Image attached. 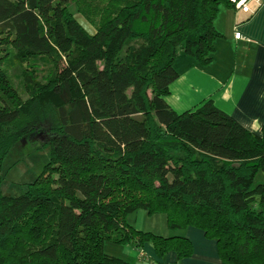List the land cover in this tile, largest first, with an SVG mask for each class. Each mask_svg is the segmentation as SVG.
Wrapping results in <instances>:
<instances>
[{
  "label": "trees",
  "instance_id": "16d2710c",
  "mask_svg": "<svg viewBox=\"0 0 264 264\" xmlns=\"http://www.w3.org/2000/svg\"><path fill=\"white\" fill-rule=\"evenodd\" d=\"M90 1L0 0V264H133L107 242L193 255L184 236L135 229L138 211L164 215L173 232L202 230L222 264H264V181L254 186L264 124L256 134L212 100L182 113L166 100L179 53L209 66L220 10L235 5ZM34 132L50 162L23 194L5 195L3 163Z\"/></svg>",
  "mask_w": 264,
  "mask_h": 264
},
{
  "label": "crops",
  "instance_id": "0c3cea01",
  "mask_svg": "<svg viewBox=\"0 0 264 264\" xmlns=\"http://www.w3.org/2000/svg\"><path fill=\"white\" fill-rule=\"evenodd\" d=\"M215 27L223 37L215 42L213 62L203 67L185 54L187 57H178L179 78L166 100L179 113L212 100L243 127L260 134L264 124V0L254 13L222 7ZM236 30L242 33L240 40L235 38ZM129 223L139 231L163 237L184 236L191 241L194 253L182 260L175 253L160 258L151 243L141 250L110 243L105 246L107 254L133 264H222L216 242L200 229L173 232L164 215L150 216L145 211L130 215Z\"/></svg>",
  "mask_w": 264,
  "mask_h": 264
},
{
  "label": "rangeland",
  "instance_id": "374dc122",
  "mask_svg": "<svg viewBox=\"0 0 264 264\" xmlns=\"http://www.w3.org/2000/svg\"><path fill=\"white\" fill-rule=\"evenodd\" d=\"M91 8L102 6L106 1L98 0L90 1ZM71 8L75 10L77 19L84 24V26L90 31L94 32V28L89 22L76 11V6L72 3ZM187 57L182 53H179L178 57ZM38 71L44 73L48 69V65L42 60L34 61ZM28 67H30L28 65ZM10 77L13 81V85L22 91V83L20 81V72H11ZM26 97V95H24ZM202 104V103H201ZM200 104V105H201ZM35 132L30 134L27 142L22 147L14 148L6 157L3 163V175L4 181L1 189L5 195L19 196L23 194L28 185L33 183L34 180L44 171L46 165L50 162V145L44 143V137H39ZM264 181V173L260 171L255 179L254 186ZM130 217V216H129ZM128 217V222H129ZM158 235V234H157ZM107 247L110 242L106 243Z\"/></svg>",
  "mask_w": 264,
  "mask_h": 264
},
{
  "label": "built area",
  "instance_id": "2783aa9c",
  "mask_svg": "<svg viewBox=\"0 0 264 264\" xmlns=\"http://www.w3.org/2000/svg\"><path fill=\"white\" fill-rule=\"evenodd\" d=\"M235 5L236 10H241L246 13H254L261 5L263 0H231ZM235 38L240 40L242 33L238 30L235 31Z\"/></svg>",
  "mask_w": 264,
  "mask_h": 264
}]
</instances>
